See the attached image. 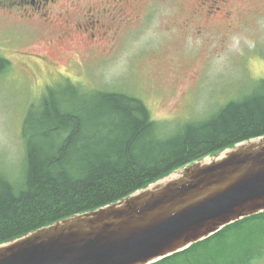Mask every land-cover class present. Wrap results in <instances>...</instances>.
<instances>
[{"label":"rangeland","instance_id":"rangeland-1","mask_svg":"<svg viewBox=\"0 0 264 264\" xmlns=\"http://www.w3.org/2000/svg\"><path fill=\"white\" fill-rule=\"evenodd\" d=\"M144 2L146 11L123 25L111 48L90 52L79 45L61 48V43L43 59L8 52L35 34L21 30V23L4 15L0 6V54L10 60L0 73V173L13 184L21 179L23 120L48 91L59 89L58 83L73 82L88 93L136 96L160 128L170 132L186 121L208 117L228 99L241 98L264 76V0H229V17L210 14L185 29L179 16L197 0ZM234 36L241 39L232 47ZM23 60L33 64L26 66ZM257 226L231 230L213 245L159 264H183L185 257L189 260L184 264H264V222ZM215 235L210 242L219 238Z\"/></svg>","mask_w":264,"mask_h":264},{"label":"trees","instance_id":"trees-1","mask_svg":"<svg viewBox=\"0 0 264 264\" xmlns=\"http://www.w3.org/2000/svg\"><path fill=\"white\" fill-rule=\"evenodd\" d=\"M7 65L0 55V73ZM58 86L23 120L20 182L0 173V242L95 209L177 167L264 134V76L241 98L228 99L208 117L170 132L136 96L88 93L73 82ZM261 219L262 213L242 219L221 229L214 241L208 238L187 250L213 245L231 230L257 229ZM176 257L179 253L166 259Z\"/></svg>","mask_w":264,"mask_h":264},{"label":"water","instance_id":"water-1","mask_svg":"<svg viewBox=\"0 0 264 264\" xmlns=\"http://www.w3.org/2000/svg\"><path fill=\"white\" fill-rule=\"evenodd\" d=\"M264 213V134L0 242V264H154Z\"/></svg>","mask_w":264,"mask_h":264},{"label":"flooded vegetation","instance_id":"flooded-vegetation-1","mask_svg":"<svg viewBox=\"0 0 264 264\" xmlns=\"http://www.w3.org/2000/svg\"><path fill=\"white\" fill-rule=\"evenodd\" d=\"M228 2L197 0L191 11L179 16L183 28L210 14L224 13L229 17ZM0 6L4 15L21 23V30L28 31L29 36L35 34L15 43L14 49L8 52H20L18 55L23 59H43L51 48L61 43V48L79 45L90 52L111 48L123 25L136 20L146 5L144 0H0ZM23 63L33 64L27 60Z\"/></svg>","mask_w":264,"mask_h":264},{"label":"clouds","instance_id":"clouds-1","mask_svg":"<svg viewBox=\"0 0 264 264\" xmlns=\"http://www.w3.org/2000/svg\"><path fill=\"white\" fill-rule=\"evenodd\" d=\"M240 39H241V38H240L239 36H234V37L232 38V41H233L232 47L237 46V45L239 44V42H240ZM245 40H246V43H248L249 47H251V46H252L251 42H250V41H247L246 38H245Z\"/></svg>","mask_w":264,"mask_h":264}]
</instances>
